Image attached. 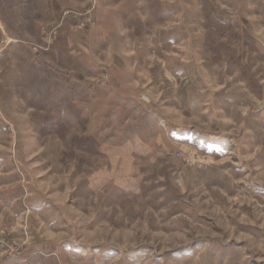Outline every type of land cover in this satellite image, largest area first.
Listing matches in <instances>:
<instances>
[{
	"label": "rangeland",
	"instance_id": "obj_1",
	"mask_svg": "<svg viewBox=\"0 0 264 264\" xmlns=\"http://www.w3.org/2000/svg\"><path fill=\"white\" fill-rule=\"evenodd\" d=\"M41 4L0 0V264H264V0Z\"/></svg>",
	"mask_w": 264,
	"mask_h": 264
},
{
	"label": "crops",
	"instance_id": "obj_2",
	"mask_svg": "<svg viewBox=\"0 0 264 264\" xmlns=\"http://www.w3.org/2000/svg\"><path fill=\"white\" fill-rule=\"evenodd\" d=\"M34 1H36V0H34ZM38 1H39V4L42 6V4H41V3H42V0H38ZM43 1H44V0H43ZM40 9H41V8H40ZM143 22H144V21H143ZM139 26H140V24H139ZM133 27L136 28V29H139V28H140V27H136V26H135V22H133ZM9 42H11V40H10ZM13 44H17V42H15V43H13ZM13 44H12V45H13Z\"/></svg>",
	"mask_w": 264,
	"mask_h": 264
}]
</instances>
